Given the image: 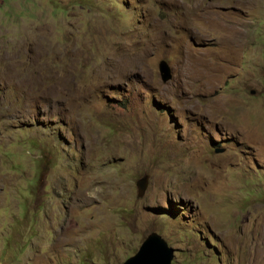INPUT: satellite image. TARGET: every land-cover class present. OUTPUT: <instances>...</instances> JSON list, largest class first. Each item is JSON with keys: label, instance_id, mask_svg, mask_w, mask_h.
Segmentation results:
<instances>
[{"label": "rangeland", "instance_id": "374dc122", "mask_svg": "<svg viewBox=\"0 0 264 264\" xmlns=\"http://www.w3.org/2000/svg\"><path fill=\"white\" fill-rule=\"evenodd\" d=\"M152 231L171 264H264V0H0V264Z\"/></svg>", "mask_w": 264, "mask_h": 264}, {"label": "water", "instance_id": "95a60500", "mask_svg": "<svg viewBox=\"0 0 264 264\" xmlns=\"http://www.w3.org/2000/svg\"><path fill=\"white\" fill-rule=\"evenodd\" d=\"M158 71L163 82L171 77V69L165 60L158 64ZM137 195L142 196L148 185V176L144 174L135 182ZM174 249L157 232H150L141 242L138 250L122 264H171Z\"/></svg>", "mask_w": 264, "mask_h": 264}]
</instances>
